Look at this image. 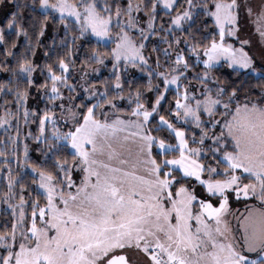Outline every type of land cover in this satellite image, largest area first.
Masks as SVG:
<instances>
[{
  "label": "snow or ice",
  "instance_id": "6c2138e0",
  "mask_svg": "<svg viewBox=\"0 0 264 264\" xmlns=\"http://www.w3.org/2000/svg\"><path fill=\"white\" fill-rule=\"evenodd\" d=\"M0 76V264H264V0H0Z\"/></svg>",
  "mask_w": 264,
  "mask_h": 264
},
{
  "label": "trees",
  "instance_id": "16d2710c",
  "mask_svg": "<svg viewBox=\"0 0 264 264\" xmlns=\"http://www.w3.org/2000/svg\"><path fill=\"white\" fill-rule=\"evenodd\" d=\"M48 38H49V39L51 38V32H50V31H49V34H48ZM21 42H23V39H22V38H21ZM38 55H39V54H38ZM41 59H42V57H41ZM136 75H137V77H139V76H141L142 74L137 73ZM0 78H4V77L0 76Z\"/></svg>",
  "mask_w": 264,
  "mask_h": 264
}]
</instances>
